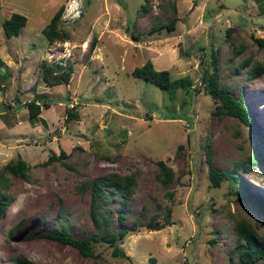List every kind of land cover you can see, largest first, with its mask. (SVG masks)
<instances>
[{
    "label": "rangeland",
    "instance_id": "374dc122",
    "mask_svg": "<svg viewBox=\"0 0 264 264\" xmlns=\"http://www.w3.org/2000/svg\"><path fill=\"white\" fill-rule=\"evenodd\" d=\"M223 1L148 0L141 16L144 0H0V171L18 156L28 165L25 179L7 172L0 182L10 201L0 219V264H236L235 222L245 220L264 236V213L237 197L232 179L218 187L208 179L207 146L217 171L238 174L249 193L264 200V164L250 170L240 164L254 148L264 153V72L253 80L247 76L251 65H264V48L254 42L264 37V0H243L234 9ZM59 4V27L68 38L48 43L42 29ZM12 8L27 22L18 36L7 38L1 23ZM173 17V30L151 31ZM67 54L61 59L72 66L69 82L46 86L42 61L53 65ZM247 59L251 64L241 66ZM147 60L171 79L188 77L187 89L170 99L133 77L132 70ZM205 71L216 75L219 89L243 100L263 138L237 118L214 112L219 103L205 89ZM35 98L50 107H41V118L32 121L24 103ZM71 107L78 119L67 122ZM60 152L64 156L47 161ZM158 160L174 172L167 185L158 179ZM109 174L135 179L131 194L112 193L105 185L97 218H106L111 231L129 229L135 220L147 223L153 215L162 221L167 209L172 225L130 230L120 244L124 258L102 241L91 243L94 255L83 256L41 235L61 229L74 238L95 233L91 192L81 185Z\"/></svg>",
    "mask_w": 264,
    "mask_h": 264
},
{
    "label": "trees",
    "instance_id": "16d2710c",
    "mask_svg": "<svg viewBox=\"0 0 264 264\" xmlns=\"http://www.w3.org/2000/svg\"><path fill=\"white\" fill-rule=\"evenodd\" d=\"M148 0H144L141 4V16L145 13L148 8ZM175 9V7H172ZM64 11V6L60 5L55 11L53 16L47 25L42 29V34L48 43H52L56 39H67L68 34L61 31L59 27L60 18ZM176 17L170 19L167 23H159L151 27V31H157L161 29H167L168 31L173 30L175 27ZM27 18L19 13H12L9 18L2 21L1 26L3 32L7 38L18 36L21 28L25 26ZM127 32L129 28H126ZM133 40H139L138 34L134 32H128ZM95 42V39L92 41ZM255 44L259 48H264V37L254 38ZM251 64L250 59L245 60L241 66H248ZM4 61L0 57V69L4 66ZM264 72V65L255 63L250 66L247 76L250 80H253L260 74ZM72 73V66L68 64L66 66L58 64H49L46 61L41 63V73L40 77L42 82L48 87H54L61 84H67L70 80ZM132 76L135 78L144 79L151 84H154L165 92H167L170 99H174L179 88L187 89L190 84V79L188 77H182L177 79H171L168 70H157L154 68L153 63L150 60L144 62L140 67H135L132 72ZM205 83V89L207 93L212 97L213 100L218 101L215 113L226 114L237 118L239 121L250 126V128L256 131L263 138V133L260 128L256 125L254 117L251 114L248 106L243 102V100L236 99L226 88L219 89L217 85V79L215 74H209L208 71L204 72L203 77ZM40 98L32 99L24 103V107L28 111L29 119L36 121L39 119L41 113V107L47 109L50 107L48 101L39 103ZM78 119V113L72 111V107L67 110V116L65 120L67 122L71 120ZM205 161L208 167V179L213 187H218L222 183L224 178H230L238 187L234 193L239 199L252 200L259 209L264 213V200L258 196H252L247 190L243 180L236 173H227L223 171H217L213 165L212 154L207 146L204 149ZM64 156L63 152L58 155L51 154L47 161L57 159ZM157 165L159 167L158 179L161 184L167 185L171 183L174 179V172L172 168L167 166L162 160H158ZM245 169L250 170L251 164H264V153L258 151L256 148L253 149L252 153L249 155L248 160L242 161L240 163ZM28 170L27 163L17 157L15 160L6 163L0 171V182L5 181L4 174L9 172L15 177L21 179L26 178V172ZM105 185L109 186V190L112 193L124 192L127 194L132 193V187L135 185V179L132 175H119V174H109L106 176L105 180L95 179L85 181L82 183V188H89L91 192V202H90V213L93 219V223L97 228V231L91 236L86 238H74L66 233L65 229L60 231L49 230L47 232L41 233L42 236L49 239L59 241L64 244H69L72 247L78 249V251L83 256L94 255L91 247L92 242L102 241L112 248V254L119 257H127L120 247L122 240L128 234L130 230H135L138 227H145L150 231L161 230L166 226L172 225L171 220V210L167 209L162 216V221L159 220L158 215H153L147 223H142L139 220H135L129 229H119L113 232L109 228V223L106 218L98 219L97 214L99 212V200L101 197L106 196ZM10 201L7 197L0 193V219L3 217ZM119 220H123L124 216L119 214ZM234 231L237 235L236 241L238 246L234 249L233 254L237 257L236 264H255L259 259L264 260V236H260L252 228L251 224L245 220H237L234 224ZM13 264H32L27 259H16Z\"/></svg>",
    "mask_w": 264,
    "mask_h": 264
},
{
    "label": "crops",
    "instance_id": "0c3cea01",
    "mask_svg": "<svg viewBox=\"0 0 264 264\" xmlns=\"http://www.w3.org/2000/svg\"><path fill=\"white\" fill-rule=\"evenodd\" d=\"M60 1L62 2V0H60ZM61 2H60V4H61ZM60 4H59V5H60ZM12 9H13L12 11H13L14 13H20V11L14 9V8H12ZM19 102H20V101H19ZM14 106H15V105H14ZM14 109H15V108H14ZM22 109H23V108H21V110H22ZM41 111H42V109H41ZM4 112H5V111L1 112V113H0V116L3 115ZM16 116H18V115H16ZM39 118H41L40 115H39ZM19 123H20V122H19ZM3 127H5V124L3 123V120H2L1 117H0V128H3ZM26 139H27V138L24 137V138H18V139H15L14 141L17 143V141H21V142H22V141H25ZM25 143H26V142H25ZM23 144H24V142H23ZM19 145H21V144H19ZM13 146H14V145L11 144V146H8L7 148H9V147L12 148ZM16 146H17V145H16ZM18 148H20V147H18ZM10 150H12V149H10ZM18 157L21 158V156H18ZM21 159H22V158H21Z\"/></svg>",
    "mask_w": 264,
    "mask_h": 264
},
{
    "label": "water",
    "instance_id": "95a60500",
    "mask_svg": "<svg viewBox=\"0 0 264 264\" xmlns=\"http://www.w3.org/2000/svg\"><path fill=\"white\" fill-rule=\"evenodd\" d=\"M243 0H224L223 5L227 8L234 9L241 6Z\"/></svg>",
    "mask_w": 264,
    "mask_h": 264
},
{
    "label": "built area",
    "instance_id": "2783aa9c",
    "mask_svg": "<svg viewBox=\"0 0 264 264\" xmlns=\"http://www.w3.org/2000/svg\"><path fill=\"white\" fill-rule=\"evenodd\" d=\"M74 10H72L71 12H73ZM70 12V13H71ZM70 13L68 15H70ZM79 14V13H78ZM69 54H67L65 57H58L57 59H53L52 62L53 64H58V65H62V66H66L67 63L65 64V60H62L61 58H68Z\"/></svg>",
    "mask_w": 264,
    "mask_h": 264
},
{
    "label": "bare ground",
    "instance_id": "6f19581e",
    "mask_svg": "<svg viewBox=\"0 0 264 264\" xmlns=\"http://www.w3.org/2000/svg\"><path fill=\"white\" fill-rule=\"evenodd\" d=\"M77 5H76V1L75 2H73V4H72V6H71V8L69 9L70 10V12H71V10L72 9H74L75 7H76ZM69 7V6H68ZM68 10V11H69ZM84 47H86V44H85V46ZM88 47V46H87Z\"/></svg>",
    "mask_w": 264,
    "mask_h": 264
}]
</instances>
